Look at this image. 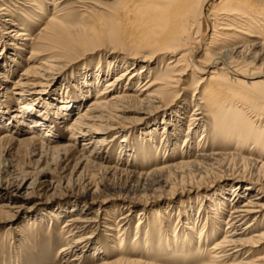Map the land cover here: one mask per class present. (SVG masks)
<instances>
[{
    "label": "rangeland",
    "instance_id": "374dc122",
    "mask_svg": "<svg viewBox=\"0 0 264 264\" xmlns=\"http://www.w3.org/2000/svg\"><path fill=\"white\" fill-rule=\"evenodd\" d=\"M25 1L0 0V10L8 8L10 15L7 18L14 23L4 22L1 19L5 16H0V49L6 47L0 54V264H95L102 259L129 260L131 257L154 264H200L205 260L202 250H194L184 257L185 249L167 248L165 234L179 230L183 233V222L199 217L198 204L209 203L204 195L213 196L222 189H228L229 193V184L234 178L240 181L238 177L242 175L249 178V172L243 174L239 164L228 159L224 162L225 167L199 164L195 168L175 167L174 170H167L164 172L165 184L156 190L141 188L135 179L160 162L187 160L192 154H188L187 150L194 148L198 142L204 123L210 124V135L206 140H200L202 149L234 152L233 143L223 141V135L217 130L207 109L205 111L197 106L198 114L191 115L193 106L199 104V95H193L194 81L199 74L196 73L197 76L191 80L189 71L180 88L172 89L162 100L163 109L141 122L139 117L145 115V110L120 122L119 132L111 130L105 135L99 155L87 156L88 152L81 149V143L90 136L71 138L66 128L95 97L97 89L124 68L116 62L118 68L115 67L113 73V67L108 62L129 58L127 43L123 48L112 43L101 25L109 21L123 22L122 25L128 30V23L133 17L124 15L125 0H64L58 6L63 8L59 12L70 24H85L87 28L80 32L88 42L75 43L69 48L64 47L65 40H60L58 46L62 49L57 51L53 67L47 70L49 76L46 79L45 76L29 77L28 82L38 83V86L24 87L27 92L19 95L16 92L19 93L20 89L13 82L20 78L19 73L24 70L28 49L15 48L23 41L21 38L18 41L13 39L14 33L25 27L30 28L31 23L27 20L32 16L30 19L36 25L28 28V34L35 37L53 14V6L49 4L51 0H34L41 7L37 8L40 13L34 7H25ZM215 2L217 0H210L206 5L201 29L203 39L210 34V10ZM23 23L26 24L21 27ZM125 28L121 31L122 37H127ZM9 42L15 44L9 45ZM204 53L200 44H196V54H192L191 58L202 60ZM46 57L42 56L38 61ZM191 58L187 56V59ZM163 60L159 58L150 64L156 67L152 73L140 74L137 66L136 78L127 92L135 93L133 89L139 82H144L148 75L151 78L158 73L163 67ZM96 68L101 71L98 79L93 74ZM86 71L87 78L82 77ZM103 72L105 74L102 76ZM66 100L75 104V108L69 112L57 106V103ZM26 104L31 107H26ZM259 106L246 104L252 115L264 111ZM23 110L26 111L25 115H29L26 118L22 115ZM16 114H20L21 118L15 117ZM199 116L202 117L200 121L197 119ZM37 118H43L48 126L53 127V134L46 137L41 145L38 140L30 142L27 139L32 130L38 137L46 130L43 125L38 130L31 127ZM168 118L171 123L167 125L168 129L172 135L178 130L179 136L174 139L171 135L162 147L161 120ZM20 121H24V124ZM151 126L155 128H148L144 132L145 128ZM187 127L191 132L189 141L182 144ZM213 135L218 136L217 141H214ZM58 145L69 146L59 151L52 148ZM251 151L254 154L253 149ZM81 157L89 158L92 164ZM102 166L119 169L104 170ZM121 169L131 172L121 173ZM24 178H33L35 187L26 193L14 192L13 186ZM229 207L223 205L224 215ZM82 213L88 217L83 227L75 228L66 221ZM122 214L125 218L120 220ZM81 237L82 242L74 246L72 242ZM70 242L72 246L67 248ZM78 257L81 258L78 260Z\"/></svg>",
    "mask_w": 264,
    "mask_h": 264
},
{
    "label": "bare ground",
    "instance_id": "6f19581e",
    "mask_svg": "<svg viewBox=\"0 0 264 264\" xmlns=\"http://www.w3.org/2000/svg\"><path fill=\"white\" fill-rule=\"evenodd\" d=\"M63 1L51 0L49 2L53 6V14L35 37L28 34V30L36 25V22L30 19L32 16H29L27 20L31 23L30 28L25 27L20 29L21 31H15L13 39L18 41L21 38L23 41L15 48L18 50L28 49L24 70L19 73L20 78L17 77L18 79L13 82L16 88L20 89V92H16V94H22L21 92L30 86H38V83H29V77L45 76L46 79L49 76L47 70L53 67V62L58 56L57 51L62 49L58 46L60 40H65L63 45L69 48L77 43L87 44L88 40L80 32L87 28L85 24H78L79 22L76 25L70 24L71 22L65 20V16L59 12V10H63L62 7H58ZM125 1L123 3L124 15L133 17V19L130 18L133 22L132 20L128 21V30L123 26V22L117 21H109L101 26L106 37L115 45L123 48L127 43L129 58L108 62L109 66L113 67L111 70L113 73L114 68L117 67L115 66L116 62L121 63L124 68L106 81L102 88L97 89L95 97L76 114L66 129L69 130L71 138L90 136L87 141L83 140L81 149L88 152L87 156H98L105 141V135L109 131L119 132L120 122L144 110L145 115L139 117L140 122L159 112L163 109L161 108L162 100L167 98L172 89L180 88L189 71H191V80L198 73L193 85V95L194 93L199 95L197 98L199 104L195 103L191 115L198 114L196 113L198 108L205 111L207 109L217 130L223 135V141L233 143L234 152H224L212 148L202 149L200 140H206L210 135V124L204 123L201 125L198 142L194 148L190 147L191 150H187L188 154L192 153L187 160H180L177 163L160 162L158 166L145 172L142 177L139 175L135 179L140 183L141 188L156 190L165 184L164 172L172 168L173 170L175 167L195 168L199 164L225 167L226 160H235L243 174L249 172V178L243 175L238 177L241 181L234 178L229 184L231 186L229 193L228 189H222L214 193L213 196L204 195L205 200L209 203L204 205L200 202L198 204L197 214L199 217L183 222V233L180 230L175 233L167 231L165 241L168 249L173 247L185 249L184 257L192 254L194 250H202L205 260L200 264H264V111L262 110L255 116L250 114L248 106L246 107L247 103H254L264 109V0H217L210 10L211 29L206 39L202 38L201 29L205 19L206 5L210 0ZM25 2L27 4L24 6L27 8L41 9L34 0ZM37 12L40 13L39 10ZM9 15L8 8L3 7L0 10V16H5L1 20L12 25L14 23L7 18ZM24 24L26 23H23L21 27ZM16 25L18 26V24ZM124 28L127 30V32L124 31L127 33V37L121 35ZM8 44L15 43L9 42ZM196 44H200L205 52L202 60H200L201 58H191L192 54H196ZM4 50H6L5 46L0 49L1 55ZM45 55H47L46 59L38 61ZM166 56L169 57L164 58ZM187 56H190L191 59H187ZM159 58H163L164 60L161 62L164 63H161L163 67L158 73L151 78L148 75L145 81L143 80L144 82H139L138 86L133 89L135 93L129 94L127 90L132 86V80L136 78V67L139 66L140 74L152 73L156 67H152L150 64ZM200 62L203 63L200 64ZM100 72L99 68L93 72L97 79L101 75ZM104 74L103 72L102 76ZM82 75L87 78L88 72L86 71ZM27 83L30 85L27 86ZM57 104L63 108L64 112L75 108L74 102L67 100ZM28 106L31 107L30 104H26V107ZM20 112L21 110L18 113ZM25 112L23 110L22 115L26 118ZM15 117L21 118L20 114H16ZM200 118L202 117L199 116L197 119L200 121ZM20 123L24 124V121H20ZM161 123L163 125L160 143L163 147L164 143L169 141L167 138L172 135V132L167 127L168 124H171L169 118L168 120L162 119ZM42 125L46 128L44 134L38 137L32 130L27 138L28 141L38 140L41 145L46 137L51 135L53 127L48 126L43 118H37L31 127L38 130V127ZM174 125L176 124L174 123ZM152 127L154 126L145 128L144 132ZM178 127L176 128L178 129ZM189 129L187 127L182 144L189 141L188 136L191 133ZM217 135H213L214 141H217ZM178 136V130H176L172 137L176 139ZM66 146L69 145H58L52 148L59 151L65 149ZM244 152L247 154L244 155ZM81 159H84L86 163L90 161L86 157H81ZM90 163L92 164L91 161ZM226 166L228 167V165ZM102 167L104 170L113 169L116 171L119 169L117 167H114L115 169ZM119 171L121 173L131 172L128 169ZM34 182L36 181L33 178H24L13 186V191L26 193L35 187ZM223 205L225 207L230 205L226 215L222 211L224 210ZM180 213L182 212L180 211ZM123 218L125 215L119 216L120 220ZM66 221L70 222L69 225L80 228L88 222V217L82 213L69 217ZM81 242L82 237L72 243L75 246ZM72 243L68 244L67 248H70ZM98 249L100 250V246ZM80 258L78 257V260ZM131 258L129 260L117 258L118 260L113 261L102 259L95 264H154L144 262L140 258Z\"/></svg>",
    "mask_w": 264,
    "mask_h": 264
}]
</instances>
